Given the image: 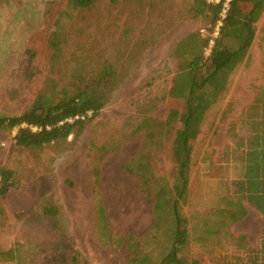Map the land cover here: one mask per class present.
Masks as SVG:
<instances>
[{
	"label": "rangeland",
	"instance_id": "374dc122",
	"mask_svg": "<svg viewBox=\"0 0 264 264\" xmlns=\"http://www.w3.org/2000/svg\"><path fill=\"white\" fill-rule=\"evenodd\" d=\"M215 5L219 4L207 0H95L82 9L70 0H0V115H21L37 98L56 104L77 95H105L99 115L88 113L75 134L92 135L95 126V133L109 140L100 155L116 149L114 140L135 142L136 153L141 148L145 172L149 164L144 187L154 197L155 193L165 197L156 201L159 231L164 215L173 214L169 189L178 182V174L171 139L143 123L165 122L170 109L186 111L185 99L170 95L185 60L199 56L200 50L207 58L221 38L234 46L233 36L242 37L235 17L216 28L221 8L213 20L210 6ZM249 7L251 3L245 5ZM254 28L245 58L229 73L225 89L207 110L191 144L187 194L175 207L182 216L193 211L199 227L215 228L210 234L224 236L226 245L242 235L240 264H264V150L260 147L264 146V10ZM223 30L230 36H222ZM18 129H0V168L14 172L9 192L0 193V264H87L82 255L72 253L70 241L54 222L59 209L47 199L52 157L70 152L74 143L21 147L14 141ZM149 129L153 137L148 136ZM255 142L260 143L252 150ZM245 156L251 162L247 170ZM228 201L243 203L247 214L242 224L223 235L220 231L226 224L213 223L209 217L223 218L222 206ZM101 216L100 235L105 221ZM205 217L211 223H204ZM180 224L185 225V220ZM169 225L165 222L160 234L164 243ZM200 236L197 241L205 243ZM93 247L97 250L89 248L90 264H175L160 262L159 253L153 254L157 247L150 249L144 240ZM212 247L208 244L207 250ZM212 259L203 264H214Z\"/></svg>",
	"mask_w": 264,
	"mask_h": 264
},
{
	"label": "crops",
	"instance_id": "0c3cea01",
	"mask_svg": "<svg viewBox=\"0 0 264 264\" xmlns=\"http://www.w3.org/2000/svg\"><path fill=\"white\" fill-rule=\"evenodd\" d=\"M76 128L68 137L48 143L52 145L74 143L70 152L66 153L65 151L52 157L53 162L50 165L52 173L49 172L47 189L49 193L47 199L50 205L59 209L57 221L55 219L54 222L60 225L62 233L70 241L72 253L82 255L88 264L89 248L96 251L97 248L93 246L97 247L98 244L111 247L119 240L136 239L144 240L145 246L152 249L153 240L158 233L162 235L167 226H165L164 220H161L160 230L157 231L156 200L144 187L149 164L146 163L147 170L145 172L141 148L136 153L138 148L135 142L126 141L118 144V140H114L113 142H117L116 149L112 152L106 151L105 155H100V151L109 145L108 138L99 132L95 133L97 130L95 126L91 128L92 135L89 136H77ZM85 140L87 144H85ZM110 142L112 141L110 140ZM132 163L135 164L130 170ZM239 205L240 209H236L237 202L229 207L230 209L234 207L237 219L232 220L230 216L209 217L213 219V223L223 221L226 224L220 231L223 235L235 224H242V203ZM100 209H103L105 218L103 221L104 235H100L99 229L102 217ZM49 217L51 218V216ZM182 217L184 218L182 220H185V225L181 224L177 228L178 222L174 219L170 220L169 237L165 238L166 243L162 242V236L159 239V246L153 254L159 253L160 262L169 261L167 255L174 245L178 230L184 236L180 245L175 243L178 248L176 254L178 260H184L186 264H203L206 258H213L214 264L241 263L242 235H235L237 238L233 245H226L224 236L219 233L210 234L215 228L204 231L205 227H199L200 221L196 219L195 214L193 215V211ZM209 218H203L204 223H211ZM199 236L205 240V243L197 241L196 237L199 238ZM207 243L213 245L212 251L207 250ZM92 259L90 257V260ZM72 260L74 259L72 258Z\"/></svg>",
	"mask_w": 264,
	"mask_h": 264
},
{
	"label": "trees",
	"instance_id": "16d2710c",
	"mask_svg": "<svg viewBox=\"0 0 264 264\" xmlns=\"http://www.w3.org/2000/svg\"><path fill=\"white\" fill-rule=\"evenodd\" d=\"M94 2L95 0H70L73 7L82 9L90 7ZM249 3H251V7L245 8V5ZM210 8L214 20L219 15L221 5L210 6ZM263 10L264 0H233L231 11L226 19L235 17L236 28L242 37H239V35L233 36V38L237 39L234 46L225 43L221 38L214 45L211 54L207 58H204L201 53L202 50H200L199 56H193L189 61L185 60L180 72L174 79L170 95L175 98L183 97L187 105L186 111L180 112L176 109H170L165 122L160 123L149 119L143 123L144 127L158 129L159 135L171 139L172 162L175 167V173L178 174V182L175 180L172 188L169 189V196L171 195V199L174 200L172 202L173 214L170 218H166L164 215V223L169 222L172 219L171 217H173L178 222L177 228L181 226V214H178L175 207L179 199L184 200L187 194L188 174L191 165V144L197 139L201 131L207 110L225 89L229 73L245 58L247 49L251 46L255 37L254 24ZM238 14H241V19L237 18ZM222 36L227 37L230 35H227L223 30ZM177 52H181L180 45L177 47ZM184 74L186 75L184 76ZM104 106L105 95L99 94H92V97L77 95L70 99L64 98L56 104H49L46 99L37 98L31 107L21 115L10 117L0 115V129L12 130L19 128L14 136L16 145L27 148H41L54 140L68 137L74 128L85 125L86 122L84 120L86 118L73 123L65 122L60 125L61 121L76 115H85L87 117L89 112L94 117H97ZM178 122L180 124L176 126ZM23 124L26 126H22ZM30 126L39 127L41 130L33 131ZM153 133L149 129L148 136L153 137ZM258 143L260 142L252 143L251 149H257ZM260 147H262L261 150H264V146ZM244 165L246 170L251 166V162L246 156ZM13 176L14 172L12 170L0 168V193L2 195L6 196L12 187ZM159 197L165 199L163 194H158L157 196L155 193L156 201ZM233 204V201H228L225 206H222L224 210L223 217L233 216V219H237L234 207L232 209L228 207V205L233 206ZM239 206V203H237L236 209H240ZM100 213L103 215V209H100ZM246 214L247 209L242 203V217ZM175 237L174 245L169 250L167 258L175 264H186L184 260L177 259L178 248L175 246V243L177 245L181 244V239L184 237L183 233L177 230ZM158 239H161L160 233L153 240L156 247L159 246L160 241ZM163 249L165 250V247ZM8 255L13 258L12 253H8Z\"/></svg>",
	"mask_w": 264,
	"mask_h": 264
},
{
	"label": "built area",
	"instance_id": "2783aa9c",
	"mask_svg": "<svg viewBox=\"0 0 264 264\" xmlns=\"http://www.w3.org/2000/svg\"><path fill=\"white\" fill-rule=\"evenodd\" d=\"M207 1L209 3H215V4L221 5L220 19L218 20L217 26H216L217 29H220V27L223 25L224 19H226V17H227L226 13H227V10H229V8H230L231 0H207ZM213 44H214V39L211 38L208 42V48L211 49L213 47ZM210 51H212V49ZM89 113H91V112H89ZM85 118H86L85 115H76V116L66 118L65 120L61 121L59 124L61 125L65 122L73 123V122L78 121V120H84ZM22 126H26V125L23 124ZM30 128L33 131L41 130V128L36 127V126H30Z\"/></svg>",
	"mask_w": 264,
	"mask_h": 264
}]
</instances>
